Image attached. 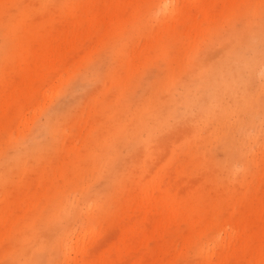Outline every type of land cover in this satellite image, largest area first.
Segmentation results:
<instances>
[{
  "label": "rangeland",
  "instance_id": "rangeland-1",
  "mask_svg": "<svg viewBox=\"0 0 264 264\" xmlns=\"http://www.w3.org/2000/svg\"><path fill=\"white\" fill-rule=\"evenodd\" d=\"M22 1L0 16V264L235 259L230 210L264 211V0L119 5L72 33L62 65L38 59L34 88ZM24 1L42 25L66 19L39 30L42 54L72 30L66 4L86 17L96 0Z\"/></svg>",
  "mask_w": 264,
  "mask_h": 264
},
{
  "label": "bare ground",
  "instance_id": "bare-ground-1",
  "mask_svg": "<svg viewBox=\"0 0 264 264\" xmlns=\"http://www.w3.org/2000/svg\"><path fill=\"white\" fill-rule=\"evenodd\" d=\"M10 1L12 0H0V16L3 14L6 4ZM15 1L19 2V0ZM132 1L133 0H110L108 4H102L101 0H96L90 5V10L88 12L89 14L86 17H78V14L82 13L83 11L82 1L70 2V4H66V14L73 17L71 18L74 23L73 27L71 28L72 30L68 31L65 34V39L60 45H54L50 49H48L46 45H43L42 47L44 48V50H41V52L44 51V53L39 54V52L37 53V47H39V45L41 44H44L46 39L45 37L44 40L41 38L42 35L39 34V30L43 28V30L56 31L61 26L64 30H66L67 24L64 23L66 19L60 20V14H58L56 17L58 21L53 19L47 24L42 25L44 23H42L40 19H30L31 14L29 13V8L26 2L23 0L17 7V13L15 16L16 20L13 26V30L16 32L15 37L19 40L20 43H25L26 41L25 46H29L27 52H30L28 53L26 58L22 59V62H24L25 66L20 71L19 75L23 76L26 81H30L33 85L32 88H34L36 81L40 77V72L38 71L37 73L35 70L31 69H33L37 65L38 59H42V64L51 63L53 61L57 64L56 67L62 65L64 63V56L71 50L69 48V41L72 40V33L79 34L83 33L86 28L93 29V27L98 25L103 19L104 14H110L111 17V14L117 13V16H120L121 14H123L124 9L121 7L118 8V6L126 3H132ZM172 7L173 12L176 8V5L173 4ZM165 8H168V6L166 7V4ZM19 29H22V34L18 33ZM20 62L21 59L19 60V63ZM1 90L7 89L2 87ZM10 90L14 92V96H17L20 92V87L18 85H13L12 87H10ZM241 98V94L235 95L236 102H241ZM0 116V124H4V122L2 121V115ZM55 121L56 118L50 122L51 129H53L56 125L57 122ZM8 167H10V165L6 166L5 163L0 167V169L1 171H4ZM261 199L263 198L261 197ZM258 201L260 200L253 199L252 204H256V202ZM246 207H248V203H246V201L244 202V200H241L238 201L237 207L235 206L234 209L230 210V218L232 220H235L237 222L238 228L241 229L240 241L238 246L234 249V256H236V258L234 259L227 257V255H223V264H250L249 258L247 256L249 254L256 256L255 264H264V211L262 215H259L257 214V205L252 206V208H250L251 211L246 210ZM201 222L198 221L199 224H201ZM237 226L233 224V229L237 230ZM122 235L123 234H120V237H122ZM78 240L79 237L77 238V242ZM199 250V254L201 252H204L203 248H200ZM219 255H222V252H220V250ZM206 260L207 258H203L200 261V264H206Z\"/></svg>",
  "mask_w": 264,
  "mask_h": 264
}]
</instances>
